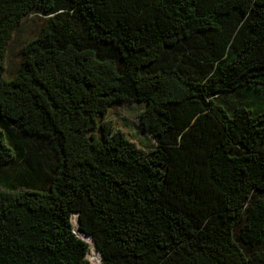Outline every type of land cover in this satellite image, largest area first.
<instances>
[{
  "label": "trees",
  "instance_id": "1",
  "mask_svg": "<svg viewBox=\"0 0 264 264\" xmlns=\"http://www.w3.org/2000/svg\"><path fill=\"white\" fill-rule=\"evenodd\" d=\"M91 246L264 264V0H0V264Z\"/></svg>",
  "mask_w": 264,
  "mask_h": 264
},
{
  "label": "rangeland",
  "instance_id": "2",
  "mask_svg": "<svg viewBox=\"0 0 264 264\" xmlns=\"http://www.w3.org/2000/svg\"><path fill=\"white\" fill-rule=\"evenodd\" d=\"M16 62V61H15ZM256 92H251L250 94V101L255 102V95ZM138 109L133 107H120L117 109L111 110V116L114 118L115 122L117 123V128L120 130L125 131L128 135H131L129 138L134 141L137 145L141 147H145L148 145V141L146 137L140 133L137 128L136 114ZM129 117V121H124V117ZM89 260L94 264H100L101 258L99 253L91 246L89 255Z\"/></svg>",
  "mask_w": 264,
  "mask_h": 264
},
{
  "label": "bare ground",
  "instance_id": "3",
  "mask_svg": "<svg viewBox=\"0 0 264 264\" xmlns=\"http://www.w3.org/2000/svg\"><path fill=\"white\" fill-rule=\"evenodd\" d=\"M72 222H73V225L76 227L77 226V217H76V215H73L72 216ZM84 238V237H83ZM86 241H87V239H86ZM91 245V244H90ZM94 249H95V247H94ZM96 250V249H95Z\"/></svg>",
  "mask_w": 264,
  "mask_h": 264
},
{
  "label": "water",
  "instance_id": "4",
  "mask_svg": "<svg viewBox=\"0 0 264 264\" xmlns=\"http://www.w3.org/2000/svg\"><path fill=\"white\" fill-rule=\"evenodd\" d=\"M95 247V246H94ZM95 249H96V247H95ZM97 251V250H96Z\"/></svg>",
  "mask_w": 264,
  "mask_h": 264
}]
</instances>
